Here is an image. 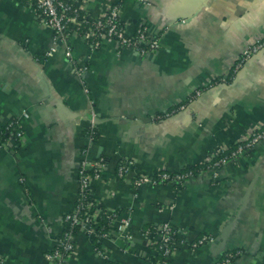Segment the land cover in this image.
<instances>
[{
  "label": "crops",
  "instance_id": "0c3cea01",
  "mask_svg": "<svg viewBox=\"0 0 264 264\" xmlns=\"http://www.w3.org/2000/svg\"><path fill=\"white\" fill-rule=\"evenodd\" d=\"M72 1L93 17L118 4L127 32L146 25L161 47L141 55L109 38L93 47L72 33L73 60L63 47L47 57L54 33L34 5L0 0V125L16 118L24 131L19 144L0 147V264H47L77 201L93 112L91 160H107L92 182L94 199L129 220L130 237L115 220L100 238L102 257L79 230L65 264H156L143 228L164 222L178 230L170 264H215L229 250L240 253L229 264H264V139L184 187L133 185L138 174L203 163L264 128V47L233 69L264 36V0ZM72 63L89 71L79 76ZM121 158L134 162L125 179L116 175ZM205 235L211 240L191 244Z\"/></svg>",
  "mask_w": 264,
  "mask_h": 264
},
{
  "label": "built area",
  "instance_id": "2783aa9c",
  "mask_svg": "<svg viewBox=\"0 0 264 264\" xmlns=\"http://www.w3.org/2000/svg\"><path fill=\"white\" fill-rule=\"evenodd\" d=\"M36 3V12L40 19L50 26L53 30V44L51 48L46 52V56L54 55L59 48L63 47L65 54L71 60H73V51L69 42L70 35L72 34L71 26L82 25L83 19L88 16L93 18L94 21L87 27L84 34L81 36L89 42L93 47H98L103 38H109L114 41L120 48L137 51L139 54L144 55L147 53H155L161 47V39L157 35H153L146 25L138 28L133 34L128 33L121 17V7L118 4H114L110 7L109 11L98 17L90 16L88 13L81 15L78 7L71 2L65 0H31ZM76 33V32H73ZM264 47V36L256 39L252 43L246 46L240 56L233 65L234 71L241 68L247 59L255 52ZM73 64V63H72ZM76 73L79 76H83L89 71V66L85 64H73ZM201 90H197L193 96L190 97L187 103H183L179 106L180 110L187 109L189 102L199 96ZM170 113H166L163 117H167ZM93 125L86 134L87 143L82 150V159L79 166V189L75 207L72 211L65 214L63 221L71 222V228L64 230L60 238L57 240L55 247L46 255L47 264H65L70 258L75 249V233L73 227L75 225L80 226L79 230H84L88 235L97 234L100 238L107 236L109 229L102 232L98 230L99 218L105 212L110 217V224L119 219L118 228L119 231L125 235L126 238L130 236L125 233L126 228L129 225L127 218H121L115 212L105 210L99 204L94 201L87 200L88 192H93L92 182L99 178L101 170L107 164V160L104 157L98 160H91V146L95 142V117L93 112ZM161 117V116H160ZM162 117V118H163ZM17 130L12 132L7 139L0 142L1 148H8L11 143L19 144L24 139V131L21 128V123L18 119ZM2 125H0L1 127ZM19 127V128H18ZM1 134V132H0ZM264 139V128L253 129L250 134L243 140L239 141L236 149L232 150L230 155L222 154L227 147L219 148L213 155H220L218 159L211 160L212 172L215 174L228 163L229 157H239L245 154L248 150L254 148L259 142ZM134 162L130 158H121L118 161L116 168V175L120 179H125L133 168ZM198 175L189 171L187 173H177L174 176L166 172H157L151 174H138L134 180V187H140L146 184L150 185H162V184H176L178 187H183L187 181L195 178ZM24 181V178H21ZM158 233L153 238L149 237L148 233H144L148 242L154 244L155 250L161 252L165 257L162 262L156 264H170V258L176 251L174 248L169 247V243L172 240L171 227L169 222L158 224ZM209 236H203L192 242L191 244L196 247L210 241ZM98 254L102 257H107L103 250H99ZM233 255L222 258L215 264H229L233 261Z\"/></svg>",
  "mask_w": 264,
  "mask_h": 264
},
{
  "label": "trees",
  "instance_id": "16d2710c",
  "mask_svg": "<svg viewBox=\"0 0 264 264\" xmlns=\"http://www.w3.org/2000/svg\"><path fill=\"white\" fill-rule=\"evenodd\" d=\"M25 1V0H24ZM67 2H71L73 3L75 6H77V3L75 1H72V0H65ZM28 2H31L32 5H34V7L36 8V3L34 1H31V0H28ZM78 7V6H77ZM78 10L80 11V14L81 15H84V14H87L85 11H83L81 8L78 7ZM83 23L82 25L78 26V28L74 25L71 26V29H72V33L73 32H76L77 34H84L87 27L94 21L93 18H90L89 16L86 18V19H83ZM171 111H167V112H163V113H160L158 114L159 116L163 117L166 113H170ZM18 119L16 118H13L12 120H10L7 124H4L0 127V142H3L5 139H7L9 137V135L16 131L17 128L16 126L18 125ZM19 128V127H18ZM86 132H88V130H86ZM97 130L95 129V133H94V136L95 138H97ZM239 142L236 143V144H232L230 145L227 149H225L223 151V155L226 153L228 155H230L231 151L236 149V147L238 146ZM220 157V155H209V157L207 158V160L203 163H200V164H197V165H193V166H186L184 167L183 169H181L180 171H169V170H166V169H159L157 171H155L154 173H157V172H166L168 174H170V176H174L175 174L177 173H187V172H193V174L195 175H201L207 171H211L212 170V166H211V160H215V159H218ZM209 158L211 160H209ZM237 157H229V160H228V163L233 161L234 159H236ZM197 177V176H196ZM166 185V184H164ZM174 186H178L179 184L176 183V184H173ZM186 185V184H185ZM183 185V187L185 186ZM87 200H90V201H94V203L98 204L95 199H94V194L93 192H88L87 194ZM79 201H77L78 203ZM100 205V204H99ZM101 206V205H100ZM103 207V206H102ZM104 208V207H103ZM106 210V209H105ZM117 215H119V212H115ZM66 229H70L71 228V222L69 221H65L64 223ZM110 227V217L104 212L101 217L99 218V223H98V230H101L102 232L104 231H107ZM79 228L80 226L78 225H75L73 227V232L76 234L78 231H79ZM158 228H159V225L158 224H148L146 225L144 228H143V232L144 233H148L149 237L153 238L155 235H157L158 233ZM171 236H172V240L170 241L169 243V247L170 248H175L177 249V242H178V237H177V234H178V230L176 227L172 226L171 227ZM88 236H90V238L92 239V241L94 242V246H95V249L97 250V252L99 250H102V242L100 240V236L97 235V234H89ZM233 255V260H235L236 257H238L240 255L239 251L237 250H229L226 252L225 256L224 257H227V256H231ZM164 256L161 254V252H157V254L155 256L152 257V261L154 263H158V262H162L164 260ZM111 264H118V263H111Z\"/></svg>",
  "mask_w": 264,
  "mask_h": 264
},
{
  "label": "water",
  "instance_id": "95a60500",
  "mask_svg": "<svg viewBox=\"0 0 264 264\" xmlns=\"http://www.w3.org/2000/svg\"><path fill=\"white\" fill-rule=\"evenodd\" d=\"M233 226V221H231L227 226L226 228L223 230L220 238H219V242H224L226 239H227V236L228 234L230 233L231 231V228Z\"/></svg>",
  "mask_w": 264,
  "mask_h": 264
}]
</instances>
